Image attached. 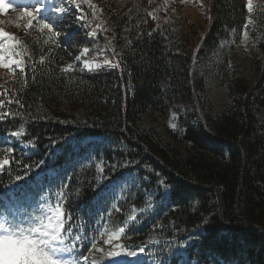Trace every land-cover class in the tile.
<instances>
[{
  "label": "trees",
  "instance_id": "16d2710c",
  "mask_svg": "<svg viewBox=\"0 0 264 264\" xmlns=\"http://www.w3.org/2000/svg\"><path fill=\"white\" fill-rule=\"evenodd\" d=\"M22 1L34 4L27 10L42 4V11H48V4L53 10L68 8L64 15L71 22L63 25L70 26L61 37L72 36L70 44L60 39L58 48L53 44L27 47L31 63L37 66L36 79L33 82L26 69L29 83L19 93L24 116L0 120V151L12 147L18 161L10 171L0 172V204L15 201L10 190L20 199L30 195L35 199L51 196L63 183L68 186L74 227L86 226L92 235L108 222L106 214L100 223L97 220L101 192L135 176L140 184L128 186L123 197L112 203L120 209L113 212V221L136 210L134 225L130 222L134 230L122 239L128 250L139 253L143 246L149 260L163 256L166 264L179 259L186 264H264V9L260 7L264 0H253L256 29L250 26V30L262 54L252 52L257 67L253 83L241 70L232 37L235 33L238 39L243 32L249 15L246 0H176L175 14L167 24L163 18L149 19L140 33L130 26L127 8L120 9L111 0H92L107 19L103 24L107 31H98L95 38L86 33L100 21L86 5L82 7L92 23L84 28L75 22L80 11L67 0ZM108 40L120 53L123 71H79L82 62H76V71L61 73L83 47L90 50L86 58L112 59L106 49ZM40 56H45L44 64L38 63ZM210 82L226 87L231 97L219 113L201 96ZM0 86L18 91L19 73L13 80L7 69H0ZM10 107L17 110L16 105ZM146 112L178 115L171 135L184 154L163 146L155 133L142 127ZM32 116L46 118L33 120ZM21 120L26 135L5 143ZM28 140L35 147L30 144L27 151ZM39 161L43 165L25 175L22 165ZM101 161L102 173L96 168ZM38 174L43 191L37 188ZM17 175L22 179L15 180ZM160 181L173 196L161 199ZM147 196L151 210L146 207ZM150 239L160 243L151 244ZM182 242L187 243L178 249ZM89 247L81 249L84 255ZM180 251L183 255L178 257Z\"/></svg>",
  "mask_w": 264,
  "mask_h": 264
},
{
  "label": "snow or ice",
  "instance_id": "6c2138e0",
  "mask_svg": "<svg viewBox=\"0 0 264 264\" xmlns=\"http://www.w3.org/2000/svg\"><path fill=\"white\" fill-rule=\"evenodd\" d=\"M65 0H61L64 3ZM71 5H75L76 9L80 11V15L76 17V23L81 27L87 28L92 21L87 20L86 13L82 5H86L92 10V16L94 19H99L98 13L102 11L99 9L92 0H67ZM151 2V0H150ZM185 2V0H181ZM37 3H41V0H37ZM5 8L8 4L4 5ZM35 8V11H28L27 9L21 14V19L27 20V23L23 25V30L27 34L29 29L37 28L39 32L44 33L47 31L48 38L44 40V44H53L57 48L60 47L59 40L63 39L65 44H70L72 34L64 35L61 37L60 32L56 30L59 27V21L62 15L69 12L68 8L55 7L54 13L57 14L55 19L52 16L41 15L42 8ZM264 9V4L260 5ZM48 11L53 12L51 4L47 5ZM246 8L248 12L247 20L243 26L242 43H247L250 36V26L255 22L253 20L254 3L253 0H246ZM167 11V9H165ZM148 15L156 20L157 16L155 12H149ZM35 22V23H34ZM81 22H84L81 24ZM105 22L101 20L95 25V28L87 32L86 35L95 38L98 31H107L103 28ZM165 24L168 20L165 19ZM20 27V25H16ZM160 26L157 25V29ZM156 31V30H154ZM174 31V30H173ZM152 32L148 33V36H152ZM164 36L163 31L160 32ZM131 44V41H129ZM106 49L110 50L112 59L105 56L102 62H97L95 57L89 59L86 58L89 53L88 47H83L79 55L74 57V61L63 66L60 71L64 74H71L77 70L76 62H82V66L79 71H99L104 68L121 69L122 58L120 53L116 52L115 47L111 40L107 41ZM105 49H101L103 52ZM52 49H49L51 52ZM25 57H28V63L25 61ZM32 57L27 49V45L18 39L15 34L9 33L3 28H0V69H7L10 79L16 80L17 73L22 81V87L18 90H12L9 88H3L0 86V120L8 118H22L24 112L20 111L25 107L22 102L19 93L23 92L28 86V69L32 74V81L36 79L35 73L37 72L36 63H31ZM39 64L45 63V56L39 57ZM123 71V69H121ZM11 94V95H10ZM16 105L17 110L13 111L10 107ZM40 109H38L39 111ZM42 116H32L31 119H44ZM67 123V121H63ZM176 123H169V127L175 130L177 128ZM27 133L26 124L23 120L18 125V130L11 131L9 137L5 138V143L9 138H17L18 140L23 138ZM33 144L32 140H28L25 143V147ZM4 155L0 158V172L10 171V166L18 163L17 158L13 156L14 149L12 147H5L2 149ZM44 161H39L35 165H22L25 168V175L31 172L32 168H39L43 165ZM113 169L115 166H112ZM98 172H103V162L101 161L96 165ZM21 176L17 175L15 180H21ZM163 185L164 191L161 193V199H167L174 195V192L169 189V186L160 181ZM68 186L61 184L59 190L51 196L48 194L38 195L37 198L29 201L27 198L20 199L16 197L14 190L11 198H15L16 202L11 205V210L0 204V264H106L108 259L112 260V264H142V261L137 259L136 261H129L122 259V257H137L138 253L134 250H128L126 243H120V241L126 236L127 232L134 230L130 228V222L134 225L137 216L136 210L132 209V214L127 216L121 221H113V212H119L120 209L112 204L107 209L106 215L108 222H106L102 229H97L94 234L89 235L87 227L75 226L74 220L75 214L70 210L71 201L69 194L65 191ZM37 188L43 191V178L37 176ZM67 202V203H66ZM150 207V205L146 206ZM141 212L144 209L140 210ZM104 219V216H101ZM198 229L200 226H197ZM189 240L192 236H189ZM100 240H103L105 245H111V249L105 252L103 247H98ZM149 243L159 244L157 239H150ZM187 242H182L180 248H183ZM87 245H90L88 251L89 255H84L81 249ZM146 249L143 246L139 247V252L144 253ZM95 253H103L104 255L97 258ZM171 254V249H169ZM177 254L183 255V252ZM152 254L149 253V256ZM154 264H166L163 256H157ZM183 264V262H182Z\"/></svg>",
  "mask_w": 264,
  "mask_h": 264
},
{
  "label": "rangeland",
  "instance_id": "374dc122",
  "mask_svg": "<svg viewBox=\"0 0 264 264\" xmlns=\"http://www.w3.org/2000/svg\"><path fill=\"white\" fill-rule=\"evenodd\" d=\"M114 1L117 6L122 8H127L126 14L128 16V22L132 28L137 33L141 32V28L143 24H145L149 19H152L148 13L149 12H155L157 19L163 18V19H170L175 14L174 4L176 0H111ZM8 4V7L5 8L4 5ZM27 6H34V4L30 5L22 0H0V28H3L9 33H13L16 35L18 39H20L23 42L28 43L27 47H30L32 44H44V40L48 38V33L45 31L44 33L39 32L37 28L29 29L27 34L23 30V25L27 23L26 18L21 19V14L26 10L25 8ZM34 9L28 10V11H35ZM100 9V8H99ZM167 9V11H165ZM41 15L44 16H52L53 19H55L56 15L53 12L49 11H42ZM99 21L103 20L105 23H107L106 17L103 15L102 11L98 13ZM61 19V18H60ZM64 22L61 24L59 23V27L56 28L58 32L63 33L67 27L70 25H67L66 27H63V25L68 24L71 22V18L64 17L62 18ZM35 23V22H34ZM64 23V24H63ZM16 25H20V27H17ZM255 25H252V29H256L254 27ZM132 31L131 28L127 30V32L124 34L123 38L125 41H128L129 39V33ZM234 42H235V48L237 51V56L240 62L241 70L244 73V75L247 77V79L250 82H255L257 77V67L255 63L252 60V52H258L260 54V57L262 56L261 52L258 49L257 41L255 39V36L251 34L250 30V36L247 41V43H242L241 41L244 40L243 32L241 33L240 37L236 39V34L233 33ZM49 43L48 45H50ZM28 49V48H27ZM29 51V49H28ZM30 53V52H29ZM201 96L203 99L207 100L209 104L214 108L216 113L221 112L224 110L227 105L231 101V97L229 94V91L226 87L222 85H218L216 83L210 82L207 85V88L205 91L201 92ZM178 121V115L174 112H172L168 116H158L155 113L152 112H146L142 115V127L150 130L151 132L155 133V136L160 140L161 144L168 149L178 152L180 154H184V151L181 149V147L173 141L171 132L173 131L172 128L169 127V123H176ZM103 138H99V140H102ZM90 140H95L89 139ZM24 148L28 151L30 146ZM0 158L3 157L4 152L0 151ZM93 162V159L90 160ZM131 184H140V179L137 177H128L125 180L120 181L118 184H115L111 188H107L101 192L99 203L97 204V220L100 223L102 221L101 216H105L108 207H111L112 203H115V201L121 199L123 197V194L125 192V189L130 186ZM29 201L33 200L34 198L30 195L26 197ZM148 205L150 207H147L148 210H151L153 208V205L151 203V198L147 196ZM5 207L8 208V210H11V205L16 202H12L11 200L8 202L2 201ZM1 202V203H2ZM111 203V204H110ZM0 214H3L2 211H0ZM132 223V222H131ZM122 243V240L120 241ZM98 247H103L105 249V252L109 251L111 249V245H105L102 243L101 245H98ZM179 249V246L177 247ZM181 252V251H180ZM89 255V253H88ZM97 258L102 257L103 253H95ZM178 257L180 255H177ZM122 259H127L129 261H136L139 259L142 261V264H154V261H151L145 256L143 253H138L137 257H122ZM182 260L179 259V261H175L174 264H182ZM106 264H112V260L108 259L106 261ZM183 264H186L183 262Z\"/></svg>",
  "mask_w": 264,
  "mask_h": 264
}]
</instances>
